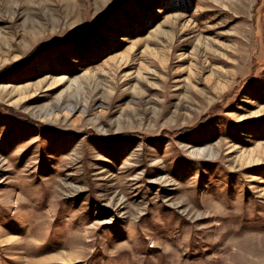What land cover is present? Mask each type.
Segmentation results:
<instances>
[{"label":"rangeland","instance_id":"374dc122","mask_svg":"<svg viewBox=\"0 0 264 264\" xmlns=\"http://www.w3.org/2000/svg\"><path fill=\"white\" fill-rule=\"evenodd\" d=\"M0 264H264V0H0Z\"/></svg>","mask_w":264,"mask_h":264},{"label":"trees","instance_id":"16d2710c","mask_svg":"<svg viewBox=\"0 0 264 264\" xmlns=\"http://www.w3.org/2000/svg\"><path fill=\"white\" fill-rule=\"evenodd\" d=\"M85 33H86V32H80V31H79V32H75L74 34L71 35V36H73V37L70 36V37H68L67 40H68V41H73V40L78 39V38L80 39V37H82V35L85 34ZM83 36H84V35H83Z\"/></svg>","mask_w":264,"mask_h":264}]
</instances>
